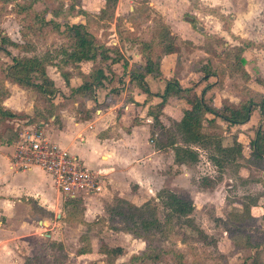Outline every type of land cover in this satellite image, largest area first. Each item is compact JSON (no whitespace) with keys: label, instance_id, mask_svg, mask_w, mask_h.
<instances>
[{"label":"crops","instance_id":"obj_1","mask_svg":"<svg viewBox=\"0 0 264 264\" xmlns=\"http://www.w3.org/2000/svg\"><path fill=\"white\" fill-rule=\"evenodd\" d=\"M159 3L156 0H150L146 5L158 12L164 19L163 24L171 31L169 33L171 36H173V33H176L182 41L186 40L189 42V49L191 51L200 53L202 55L201 58L206 59L200 63H196L197 65L192 68V70L189 69V79L185 80L186 85H182L180 76L173 72V67L179 59V48L174 43L177 47L175 53L161 56L159 65L161 77L152 78L147 75L143 78V83L151 94H161L164 89L165 79L174 76L181 88L194 87V91L199 93L203 83L199 81L202 75L197 72L196 69L198 66L204 64H209L213 69L212 61L214 59L216 60L215 57L219 54V52L216 51L211 57V61L207 59L210 58L208 53L210 52L212 54V51L207 50V47L204 45L205 43H200L199 40L201 38V42H205L206 38L203 34L209 36L214 35L212 33H203L202 30L196 31L185 22L191 29V33H189L187 37H183L175 28L179 29L182 26L185 28V23L180 21H169L170 19L167 18L164 12L166 6L160 5ZM168 6H170V10L173 7L172 5ZM6 15L14 16L11 13H7ZM210 17L217 21L221 26L222 32L228 37L231 39L237 38V40H243L233 35L230 28L231 25L225 29L222 26V21L217 20L213 16ZM66 19L69 21L70 17ZM69 23L84 22L71 20ZM17 31L18 35L16 36L14 35L11 37L6 33L4 36L16 44H22L24 41L21 38L20 25ZM222 36L223 35H218L217 38H220L224 47L228 49L230 46ZM111 44V46H115L114 42H111ZM253 45H256V43ZM238 46L239 45H236V47ZM248 49L260 51L263 47L256 48L254 46ZM246 50L240 55V58L244 61L243 64L237 65V68L230 72V75L231 77L238 76L239 79H242L245 85H247L246 88H248L249 91L243 90L242 93L248 91L251 94H264V88L255 82L256 79L264 82V78L251 71L250 66H253V64H250L247 57H245ZM29 52L30 51L22 52L20 55L30 57L32 55H29ZM0 58H4V62L7 63L8 59L4 57L1 52ZM51 62L54 63L55 61L51 60ZM233 63L234 60L228 64ZM167 65L168 70L165 73V67ZM129 66L130 64H128L126 68L129 69ZM84 67L87 69H83ZM216 69L218 76L216 75L213 78H209L211 85L204 96L206 103L213 108L219 107L223 100L231 104H237L241 94L239 93L240 87H237L238 89L235 90L236 96L232 99L222 95L219 88H221V85L223 86L222 82L224 75L223 77L221 76L222 70L220 68ZM63 70L65 74L61 75L55 66L48 65L45 68L47 76L52 80L57 90V94L52 102L53 105L61 100L64 101V104L56 108L55 112H53L51 116H47L46 119L44 116L47 110L44 109L45 104L42 99H40L39 93L33 88H25L6 80L0 72V106L10 113L20 115L19 117L5 119L0 122V135L7 129L13 132L15 131L18 134L32 127H36L42 132L44 138L48 142L65 149L70 154L77 157L84 167L88 169L100 183V191L98 193H81L77 195L75 201L81 209L70 217H66V219L63 213L61 216L63 220H60L63 225H72L76 227V230H79L82 226L93 223L98 219H101L102 222L106 224L107 222L105 220L108 214L106 209L111 206L113 198H120L134 205H139L152 197L153 191L156 188L158 189L166 178L173 180L175 183L183 180V177L187 175L183 169L174 171L170 177L166 176L163 172L166 154L171 156V163L174 167H191L195 162H176L171 148L159 150L154 144L155 141L152 140L155 136L151 138L152 120L147 112L150 109H155L154 107L160 102L158 97L146 96L137 84L134 81H130L127 77L124 79L125 83L121 91L115 93V96L98 89L93 95V100H88L81 95L70 98L71 96H68L69 90L79 87L81 85V79L71 67H65ZM79 71L86 75L89 72V66L82 65L79 67ZM111 71L115 76H118L123 72V69L118 63L111 66ZM63 76L67 78V86L65 85ZM231 77L229 76L226 78L230 79ZM115 83L116 82L113 81V86H117ZM59 93L65 97V100L58 97ZM185 109H188V106L183 101L170 97L161 108L158 120L165 128L173 132L172 123H176L180 120L182 111ZM205 118L209 120L212 116L207 114ZM260 123L261 120L258 112L253 111L248 121L242 125L227 126L219 120H215L213 123L207 122L203 124L201 129V133L204 135L219 137L222 147L231 146L233 140L240 144L242 158H236L233 162L226 163V165L237 164V177H239L241 182L246 180L247 175L245 176L240 172L250 171L253 174H261L264 172V170L255 169L253 166L246 163V159L250 152L248 143L253 138L254 130ZM204 128L207 130L205 131ZM218 128L221 129L220 133H214ZM175 135L174 133V138ZM7 136L8 135L5 133L2 140L8 141ZM176 140V145L183 147L181 141ZM9 141L11 144H5L0 140V264H24L25 259H22L16 247L18 244H14L13 241L8 238V235L21 234L23 232L30 233L34 223L46 229L56 227V222L52 221H54L53 219L55 218H59L55 212L59 210L58 207L59 205L61 206L63 196L55 190L51 179L43 172L37 169L20 172L14 171L10 167L9 157L12 153L15 140ZM190 149L193 150L195 154L202 152L205 155L206 164L213 168V173H216L214 176L202 175V177L196 179L195 186L197 191L208 197L210 196V192L220 183L221 179L218 174L221 173L222 170H219L209 160L208 157L211 156V154L208 152L210 151L212 153L210 148H203L197 145L190 146ZM197 156L199 155H196V157ZM259 177L261 178V175H258L256 178ZM203 179L211 184V188H201L200 182ZM262 183L264 184V181H262ZM139 195L140 197H137ZM143 197L145 199H142ZM182 197L189 198L188 196ZM189 199L192 201L191 198ZM153 200L156 201V198L153 197ZM136 201L139 203H136ZM254 202V204L249 206V210L247 207H244V212L246 213L245 218L248 215L249 222L252 223L257 218H264V194H257ZM192 205L194 207L193 201ZM195 210L194 207L193 211ZM105 228L109 233L114 235H128L123 232H115L112 230L117 227L107 226ZM142 246L144 247V245ZM143 247L131 254L141 251ZM93 248L95 247L91 245V249ZM13 257L15 259H12ZM255 259L256 258L252 257V264H259ZM116 260L114 264H118ZM122 260H125L124 256L118 259V262Z\"/></svg>","mask_w":264,"mask_h":264},{"label":"rangeland","instance_id":"obj_2","mask_svg":"<svg viewBox=\"0 0 264 264\" xmlns=\"http://www.w3.org/2000/svg\"><path fill=\"white\" fill-rule=\"evenodd\" d=\"M148 1L150 0H16V3L24 6L33 2L34 9L40 10L42 7H46L49 9L50 15L51 12H60L61 14L54 17L55 22L59 25L71 20L86 22L88 30L99 42L104 43L106 46H111V42H114V47L118 49L121 58L126 62V65L130 64L129 68H132L133 65L144 64V55L147 53L144 45L153 38L155 39L159 22H164L158 12L146 5ZM156 1L160 2V5L166 6L164 12L167 18L170 19L169 21L185 23L184 15H191L196 19V31L202 30L203 33L214 35L210 36L209 42L206 39L205 42H201V38L198 40L200 43H205L207 50L222 53L219 57H215L216 60L212 61L213 68H220L222 70L221 76L224 75L223 86L221 85V88H219L222 95L232 99L236 96L235 90L238 89V86L240 87L239 93H242L243 90L249 91L242 79H239L238 76L231 77L230 67H227L228 63L233 60L236 45L241 47L242 41L249 40L252 41L250 42L252 44L256 43V48L263 47L260 51L247 49L245 57H247L250 64H253V66H250L251 71L264 78V0ZM168 5L173 6L171 10ZM3 9L1 6L0 37L6 34L11 37L18 35L19 23L17 18L2 14L8 12L11 8L7 7L5 11ZM50 15L48 14L46 19H53ZM210 16H215L216 19L222 18L223 28L227 29L231 25L233 35L243 40L228 37L222 32L217 21ZM67 17H70L69 21L66 19ZM23 23H25V19L22 20L21 26L24 25ZM184 25H186L185 28L182 26L179 29L175 28V30L183 37H187L191 33V29L186 23ZM164 27L168 29L167 26L164 25ZM168 31L171 32L169 29ZM39 33V35L34 36H29L28 33V37L23 40L24 44L27 45V50L30 51L28 54L42 57L46 53L49 60L57 62L60 54L57 55L56 52L59 47H63V43H66V41L49 31L48 28ZM172 35L174 43L179 48V59L173 67V72L180 76L181 84L186 85L185 80L189 79V69L192 70L197 65L196 63H200L206 58H201L200 53L191 51L189 42L182 41L179 35L176 33ZM216 35H223L222 37L230 47L228 49L223 48L222 51V41ZM154 39L153 41H155ZM150 51L154 56L151 61L155 63V57L160 54V51L156 45ZM208 54L210 58L207 59L211 61L213 54L210 52ZM3 63L4 58H0V67ZM83 69L87 68L84 67ZM167 70L168 65L165 67V73ZM229 76L230 79L226 78ZM112 95L115 96L116 94ZM170 114L172 115L171 112ZM220 130L218 128L214 133H220ZM10 136L11 134H8L7 138ZM10 138L12 140V137ZM176 139L181 141L179 134L175 135ZM208 153L213 154L210 151ZM196 155L199 156L196 157L195 163L191 167L179 168L172 165L171 156L166 154L165 171L163 170L165 175L170 177L178 169L185 170L187 175L177 183L166 178L164 183L153 191V196L147 200L150 202V206L154 205L155 215L160 222L161 229V233L150 232L153 245L163 249L176 248L184 253L186 264H242L248 257L250 260L247 259V264H252V257L256 258L255 260L259 264H264V218H257L252 223L245 219L246 213L244 212V207L249 210V206L255 203L254 200L257 194H264V184L262 183L264 172L261 174H253L250 171L240 172L245 176L247 175L246 180L241 182L237 177V164H224L226 166L223 167L222 174H218L221 179L220 183L210 192V196L206 197L197 191L196 179L202 177V175L214 176L216 173H213V168L206 164L205 155L202 152ZM258 175H261V178H256ZM162 190L176 195L188 196L192 199L196 210L193 211L191 217L194 226L202 230L207 236L204 245L193 232L179 225L182 220L172 219L168 224H164L165 212L161 208L160 202L153 200V197ZM137 197H140V195ZM64 201L63 198L61 206L58 207L59 210L55 212L59 218L52 221L56 222V227L46 229L34 223L30 233L23 232L8 235V238L14 244H18L16 247L22 259H28L26 264H109L111 259H105L96 254L95 248L92 249L90 254L82 256L77 254L80 248L85 247L83 237L91 239L90 244L92 247H95L97 240L98 242L103 241L106 245L112 247L120 246L124 250L122 257L124 256L125 260L128 259L131 253L143 247L142 241L135 240L130 235L122 236L109 233L105 228L107 226L119 228L129 226L125 220L121 221L118 217H111L109 214H107L106 220L103 219L107 222L106 224L98 219L93 223L82 226L79 230H76V227L72 225H63L60 220H63L61 217L63 213L66 219L63 208ZM136 203L139 202L136 201ZM245 235L249 236L252 245L256 244L259 247L256 249L246 248ZM122 257L117 258L116 263L119 264L125 261L118 262V259ZM169 261V256H165L161 264H170Z\"/></svg>","mask_w":264,"mask_h":264},{"label":"trees","instance_id":"obj_3","mask_svg":"<svg viewBox=\"0 0 264 264\" xmlns=\"http://www.w3.org/2000/svg\"><path fill=\"white\" fill-rule=\"evenodd\" d=\"M3 7V11L9 7V13L13 14L20 25L21 38L24 40L29 36L39 35L40 31L48 28L49 31L55 33L59 38L66 41L63 47H59L56 52L60 57L57 62L52 63L48 59V55L45 53L42 57L30 56L26 57L20 55L22 52H27V45L16 44L10 41L7 37H0V52L4 57L8 59L7 63L4 62L0 67V72L3 77L19 86L25 88H33L40 95V99L45 104L47 110L44 118L51 116L55 112L56 108L63 105L64 101L57 102L53 105V100L57 94V90L54 87L52 80L47 76L45 68L46 66H55L58 72L63 75L65 67H71L76 71L77 76L81 79V85L75 89L69 90L70 98L74 96H83L88 100H93V95L98 89H101L107 94H115L121 91L124 79L128 77L130 81H134L141 91L148 97L155 96L160 99V102L154 107L155 109L148 110L147 114L152 120L151 138L154 136L155 146L159 150H165L171 148L174 153V159L176 162H194L196 160V154L190 149V146H201L203 148H210L212 155L209 156V160L219 169L222 170L224 164L233 162L236 158H242L241 146L235 140L232 141L231 146L222 147L219 137L207 136L201 133L203 124L213 123L215 120L226 124L227 126L242 125L246 123L253 111H257L260 117L261 123L254 130V136L249 141V154L246 159L248 165L253 166L255 169L264 170V94L250 93L248 91L241 93L239 102L237 104H231L226 100L221 101L220 106L213 108L209 106L205 101V93L209 89L211 82L209 78H213L217 74V69L208 64L200 65L196 71L202 76L199 80L203 83L199 93L194 91V87L181 88L176 81L175 77L165 79V85L161 94H151L145 84L143 78L150 76L152 78L161 77L159 70L161 56L175 53L177 47L174 45V38L169 34V31L164 24L159 22L156 30L155 41L153 39L145 43L146 55H144L143 65H133L127 69L126 62L121 58L118 49L114 46H106L104 43L99 42L93 34L88 30V25L84 23H69L64 22L56 23L54 17H57L60 12L50 15L49 9L42 7L37 10L33 7V2L28 5H18L16 0H0V7ZM7 6V7H6ZM72 9V7H70ZM3 12L2 14H7ZM62 12V11H61ZM102 12V11H101ZM52 16L53 19H46L47 15ZM212 15V14H210ZM215 17V16H214ZM25 19L24 25L22 20ZM222 21V18H217ZM184 21L190 25L192 29H196V19L191 15H184ZM25 28V29H24ZM26 30V32H25ZM38 33V34H37ZM207 39L209 35L203 34ZM209 42V40H207ZM154 42V43H153ZM241 47H236L235 53L232 59L233 64H229L230 71H234L237 65L243 64V59L240 58L241 53L254 47L249 41H242ZM159 49L160 54L155 57L156 61H151L152 47ZM221 50L223 51L224 45L222 42ZM148 49V51H147ZM226 49V48H225ZM221 51V52H222ZM212 54L214 52L212 51ZM217 54V57L220 56ZM225 56V53H224ZM120 64L123 72L118 76L111 71L113 64ZM82 65L89 66V72L84 75L79 71V67ZM127 71V72H126ZM245 76V75H244ZM65 85L67 86V78L63 76ZM113 81L116 82L113 86ZM264 88V82L256 79L255 81ZM59 98L64 99L63 95L59 93ZM174 97L183 101L188 109L182 111V116L178 122H173V132L165 128L158 120L160 110L167 101L168 98ZM211 115L212 118L207 120L205 115ZM4 110L0 106V122L5 119L19 117ZM5 133L11 134L12 140H16L17 132L11 130H5L0 135L1 142L5 144H11L8 137V141H3ZM174 133L179 134L183 147L176 145ZM201 188H211V184L204 179L200 182ZM157 202H160L161 208L164 210V224H168L172 219L182 220L179 225L186 227L195 234L197 239L204 245L207 240V236L199 228L194 226L192 220V213L194 207L192 201L189 198L182 197L171 193L169 191H159L155 196ZM78 203L75 199H65L63 202V208L65 210L66 217H70L78 210ZM152 206V205H151ZM150 202L146 201L139 205H134L128 201L120 198H113L111 206L107 207V213L111 217H118L121 221L125 220L129 226L123 228H113V231L123 232L128 234L135 240L143 242L144 247L141 251L131 254L128 259L119 264H161L165 256H169L170 264H186L184 253L176 248L163 249L159 246L153 245L150 239V232H160V222L156 218L154 205L151 207ZM249 221L248 215L245 218ZM181 231V228H180ZM163 232V231H162ZM246 248L256 249L259 246L250 243L249 236H244ZM85 242V247L80 248L77 251L78 255L90 254L91 239L88 237L82 238ZM181 242V241H179ZM182 243V242H181ZM95 253L105 259L109 260V264H114V261L123 255L121 247H109L104 242L98 240L95 245ZM250 260V258H247ZM245 259L242 264H247ZM28 259H25L26 264Z\"/></svg>","mask_w":264,"mask_h":264},{"label":"built area","instance_id":"obj_4","mask_svg":"<svg viewBox=\"0 0 264 264\" xmlns=\"http://www.w3.org/2000/svg\"><path fill=\"white\" fill-rule=\"evenodd\" d=\"M13 145L10 167L20 172L33 169L43 172L64 199L100 191V183L82 162L65 149L48 142L38 128L18 133Z\"/></svg>","mask_w":264,"mask_h":264}]
</instances>
